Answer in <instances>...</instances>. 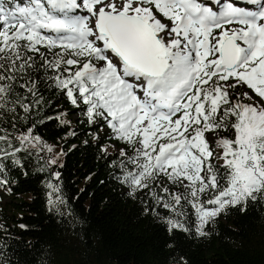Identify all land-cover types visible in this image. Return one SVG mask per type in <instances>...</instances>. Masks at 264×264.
Here are the masks:
<instances>
[{
	"label": "snow or ice",
	"instance_id": "snow-or-ice-1",
	"mask_svg": "<svg viewBox=\"0 0 264 264\" xmlns=\"http://www.w3.org/2000/svg\"><path fill=\"white\" fill-rule=\"evenodd\" d=\"M246 2L253 7L0 0V118L15 120L17 107L32 112L44 99L41 82L86 105L90 122L104 120L132 148L120 152L130 194L148 189L176 216L190 204L197 232L207 235L204 227L227 208L264 202V0ZM17 139L39 137L29 129ZM22 150L0 152L20 164ZM168 223L187 231L180 220Z\"/></svg>",
	"mask_w": 264,
	"mask_h": 264
},
{
	"label": "trees",
	"instance_id": "trees-1",
	"mask_svg": "<svg viewBox=\"0 0 264 264\" xmlns=\"http://www.w3.org/2000/svg\"><path fill=\"white\" fill-rule=\"evenodd\" d=\"M38 88L44 99L32 112L17 107L15 120L0 118L7 130L0 135L9 137L0 149H26L15 154L20 164L0 152V264H264V202L227 208L200 235L190 204L176 216L148 189L130 194L120 152L132 148L107 122L92 123L86 105L42 82ZM29 129L39 140L21 145ZM214 162L223 164L215 153Z\"/></svg>",
	"mask_w": 264,
	"mask_h": 264
},
{
	"label": "rangeland",
	"instance_id": "rangeland-1",
	"mask_svg": "<svg viewBox=\"0 0 264 264\" xmlns=\"http://www.w3.org/2000/svg\"><path fill=\"white\" fill-rule=\"evenodd\" d=\"M238 2H241V1H238Z\"/></svg>",
	"mask_w": 264,
	"mask_h": 264
}]
</instances>
